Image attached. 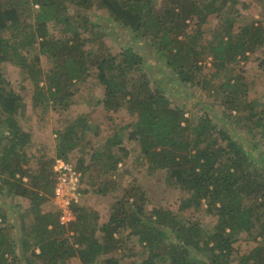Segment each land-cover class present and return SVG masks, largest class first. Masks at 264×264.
I'll return each instance as SVG.
<instances>
[{
	"label": "trees",
	"instance_id": "trees-1",
	"mask_svg": "<svg viewBox=\"0 0 264 264\" xmlns=\"http://www.w3.org/2000/svg\"><path fill=\"white\" fill-rule=\"evenodd\" d=\"M257 1L264 10V0ZM221 3L165 0L157 8L158 0H0V196L4 204L0 264H69L72 260L79 264H264V106L256 111L257 105L248 102L245 78L236 70L239 56L247 59V53L264 45V24L247 23L235 31L232 10L221 32L203 45L201 27L213 15L221 17L224 8H233L237 0ZM71 8L80 9L77 22ZM101 10L108 13V20L95 18L94 13ZM188 21L198 24L194 36L188 37ZM55 24L62 27V35L72 31L74 35L54 39L49 29ZM115 34L123 40L115 39ZM107 36L114 38L119 51L100 50L99 55L86 50ZM38 49L54 59L56 69L49 75L41 70L38 55L28 58ZM202 56L212 58L216 75L210 79L199 65ZM147 59L163 63L160 71L167 70L165 75L181 88L216 90L219 105L228 113L221 117L205 107L203 116L189 119L185 108L167 98L157 77L146 76ZM7 64L19 69L22 82L36 87L35 107L39 101L46 106L51 102L62 105L73 95L68 94V87L93 71L104 92L99 106L108 112L125 109L132 114L128 139L139 146L136 168L119 170L122 158L115 151L124 156L130 152L118 137L94 152L89 165L84 166V158L78 160L79 167L96 169L114 176L115 181L127 174L135 176L111 206L105 222L74 206L77 221L65 227L55 206L43 210L54 194L56 159L71 162L69 154L79 149V132L88 120L79 118L64 128L54 159L43 156L38 173L28 175L24 165L33 158L27 154L33 134L22 123L20 95L8 90L3 72ZM198 76L204 78L202 83ZM217 77L221 81L213 86ZM44 79L46 85L41 87ZM242 130L260 140L245 141L239 134ZM143 171L148 177L165 173L166 188L187 193L181 197L179 212L147 196L139 177ZM100 186L108 189V185ZM96 188L91 183L84 191L104 193ZM5 208L11 214L14 208L17 212L24 208L19 240L10 234L17 222L9 221ZM187 210L215 217L212 230L205 231L200 219L178 215ZM30 241L38 252L33 248L29 253ZM136 249L146 256L140 263L128 261L136 256Z\"/></svg>",
	"mask_w": 264,
	"mask_h": 264
},
{
	"label": "rangeland",
	"instance_id": "rangeland-1",
	"mask_svg": "<svg viewBox=\"0 0 264 264\" xmlns=\"http://www.w3.org/2000/svg\"><path fill=\"white\" fill-rule=\"evenodd\" d=\"M158 1L159 4H157V8H159L161 2L165 0ZM221 2L222 0H216L217 6L221 5ZM257 3V0H237V4H235L233 8H229V6L224 8L221 17L213 15L209 23L201 27L203 32L201 43L203 45H207L213 40L214 35L221 32V26L227 23L226 20L229 18V13H231L232 10L234 12L233 17L236 19L233 28L235 31H238L240 26L243 27L247 23L258 24L259 21H261L264 24V10ZM78 10L80 9L71 8L70 14L75 17L78 14ZM94 16L95 18L99 16L103 18L104 21L108 20V13L105 10L95 12ZM74 21L77 22L78 18L75 17ZM187 25L188 37L194 36L196 31L199 29L198 24L188 21ZM61 28L62 27L57 24L50 26L49 30L51 31L54 39L61 41L64 38L72 37L74 35V31L67 35H62L60 32ZM84 29L85 28L80 29L79 32H82ZM83 37L87 38L88 35H83ZM116 38L121 41L123 40V37L117 34H115V39ZM131 38L132 37H130V39ZM100 40L101 41L93 43V45H87L88 47L86 50L96 51L99 55L102 54L101 52L107 53L108 49L112 50L114 53L119 51L120 47L116 44L112 36L103 37ZM142 47L145 49L147 48L144 44H142ZM100 50L102 51L100 52ZM34 55L39 56V66L41 70L45 72V76L47 74L49 75L56 69L54 59L50 57V55L42 53L41 49L35 50L30 56H28L29 60L32 59ZM245 56L247 59L242 56L237 58L238 63L236 70L245 78L244 84L247 86L248 102H254L258 108L256 111H258L264 106V67H260V63L264 62V45L253 54L247 53ZM198 60L199 65L203 67V76L210 79L212 75H216L211 57L202 56L199 57ZM147 63V65L145 64L146 69L144 70L146 76L149 79L153 76L157 77L156 81L159 83L157 84L163 87L167 98L174 105L185 108L187 112L186 116L189 119L195 120V118L198 119L203 116L202 111L205 107H207V109L210 108L212 112H215L221 117L228 113L225 112L224 108L219 105L220 100L216 90L212 89L202 91L200 87L191 85L185 86L186 88H181L173 81V79L165 75L167 70L163 69L160 71L159 66H162L163 63H159V65H157L153 62V59H147ZM3 72L7 84L9 85L8 90L16 91L21 97V104L23 106V117L21 120L25 129L27 131H31L33 134V145L27 150L28 156H33V158L24 165V170L28 175L35 176L38 173V163L42 160L43 156H45L46 160L50 159L51 161L54 159L57 154L59 133L67 126L74 124L79 118L84 117H87L88 123L85 130L79 132V149H77L74 153L69 154L71 162H76L79 167L80 162H78V160L80 158H84V166L89 165L94 152L100 150L108 141H117L115 138L118 137V139L123 141V146H125L124 148L130 152L129 156H124L123 153L120 154L119 151L114 150L115 154L122 158L120 160L119 170L125 171L127 168H132L134 165L136 168V165L140 164L135 160V157L138 156L137 153L139 152V146L134 142H130L128 139L130 132L129 125L133 120L132 114L125 111V109H121L117 113L108 112L102 106H99L104 92L102 91L99 81L93 71L90 77L84 79L83 81H75L68 87V94L72 93L73 95L70 98H65L62 105L60 103L55 104L51 102L49 106H46L44 102L39 101L36 107L34 106V97L36 92L34 84L22 82L19 69L10 64H7L6 67H4ZM197 79L202 83L204 78L202 76H198ZM151 80L153 81V79ZM220 81L221 79L217 77L212 80V85L216 86ZM45 85L44 79L40 82V86L44 87ZM154 86L155 85L152 83V87ZM239 134L245 138V141L260 140V137L258 136L256 139H252L253 135L247 133L246 130L239 131ZM262 141L264 142V140ZM79 169L82 173V191L80 192V201L75 206H80L85 208L90 213L95 214L93 217H96L100 223L105 222L110 214L111 206L122 196L123 191L127 188L129 182L135 176L134 174H127L123 179L115 181L114 176L108 174H103V176L100 172H96V169H93V171L81 167H79ZM139 177L143 182L142 187L147 192V196L154 203L159 206H163L164 208H168L173 212H179L178 206L181 203V197L186 196L187 193L179 188H166L165 173L158 172L156 176L148 177L143 171ZM50 179L53 180V177L51 176ZM28 180V177H24L25 182H28ZM91 183H95L97 187L96 189L98 190L101 187L104 190V193L100 194L94 190L86 193L84 190L90 188ZM101 184L108 185V189L100 186ZM15 202L23 203V201L18 200H15ZM3 206V199L0 196L1 212H3ZM53 206H55V204L53 202V196H51V202L45 204L43 210L46 212L53 208ZM22 210H24V208L18 210L17 212L14 208V212L11 214L10 210L7 208L4 209L7 216H11L9 221L13 223L14 221L17 222V229H10V234L12 237H15V240L20 239V212ZM21 213H23V211ZM178 215H181L182 217L192 216L194 219L202 220L205 231L209 232L216 223L215 217L204 214L203 212L195 214V212L187 210L180 212ZM251 245H254V243ZM33 248H35L36 252H38L39 249L35 247V244H32V241H30L29 253ZM249 248H252V246ZM135 253L136 256L131 257L128 261L133 259L136 263H140L146 257L145 254H142L141 249H136ZM18 256V260L21 261V259H23L21 254L18 253ZM14 258H16V256ZM69 264H79V262L72 260Z\"/></svg>",
	"mask_w": 264,
	"mask_h": 264
},
{
	"label": "built area",
	"instance_id": "built-area-1",
	"mask_svg": "<svg viewBox=\"0 0 264 264\" xmlns=\"http://www.w3.org/2000/svg\"><path fill=\"white\" fill-rule=\"evenodd\" d=\"M54 172L56 181L53 202L58 212L60 224L68 227L78 218L73 208L80 201L82 173L76 169L73 162L62 158L56 159Z\"/></svg>",
	"mask_w": 264,
	"mask_h": 264
}]
</instances>
